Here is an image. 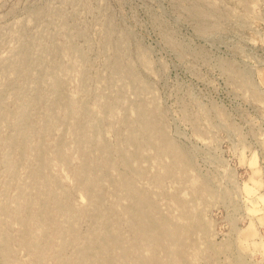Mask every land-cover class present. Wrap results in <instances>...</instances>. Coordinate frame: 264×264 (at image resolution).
<instances>
[{
	"label": "rangeland",
	"instance_id": "rangeland-1",
	"mask_svg": "<svg viewBox=\"0 0 264 264\" xmlns=\"http://www.w3.org/2000/svg\"><path fill=\"white\" fill-rule=\"evenodd\" d=\"M0 264H264V0H0Z\"/></svg>",
	"mask_w": 264,
	"mask_h": 264
}]
</instances>
